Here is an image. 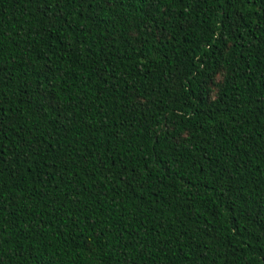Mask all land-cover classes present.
Returning a JSON list of instances; mask_svg holds the SVG:
<instances>
[{
	"label": "trees",
	"instance_id": "16d2710c",
	"mask_svg": "<svg viewBox=\"0 0 264 264\" xmlns=\"http://www.w3.org/2000/svg\"><path fill=\"white\" fill-rule=\"evenodd\" d=\"M0 264H264V0H0Z\"/></svg>",
	"mask_w": 264,
	"mask_h": 264
},
{
	"label": "snow or ice",
	"instance_id": "6c2138e0",
	"mask_svg": "<svg viewBox=\"0 0 264 264\" xmlns=\"http://www.w3.org/2000/svg\"><path fill=\"white\" fill-rule=\"evenodd\" d=\"M211 87H215V85L213 84Z\"/></svg>",
	"mask_w": 264,
	"mask_h": 264
}]
</instances>
